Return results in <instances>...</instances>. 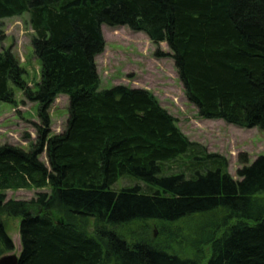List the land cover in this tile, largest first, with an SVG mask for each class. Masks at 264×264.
Segmentation results:
<instances>
[{
  "label": "trees",
  "instance_id": "16d2710c",
  "mask_svg": "<svg viewBox=\"0 0 264 264\" xmlns=\"http://www.w3.org/2000/svg\"><path fill=\"white\" fill-rule=\"evenodd\" d=\"M26 13L36 88L12 50H0V104L16 103L11 85L39 104L31 149L0 144V215L21 218L19 264H200L115 230L199 215L216 218L208 264H264V155L252 164L242 155L235 180L227 159L192 143L149 90H99L96 62L104 25L142 32L167 44L171 53L156 56L174 60L202 118L264 132V0H0V19ZM60 95L69 118L53 135ZM125 178L137 184L113 189ZM47 188L30 202L6 200L8 190ZM91 219L109 229L92 235ZM14 249L0 219V259Z\"/></svg>",
  "mask_w": 264,
  "mask_h": 264
},
{
  "label": "rangeland",
  "instance_id": "374dc122",
  "mask_svg": "<svg viewBox=\"0 0 264 264\" xmlns=\"http://www.w3.org/2000/svg\"><path fill=\"white\" fill-rule=\"evenodd\" d=\"M0 27L5 31L0 41V50L10 49L25 70V80L29 87L36 88L41 80V64L35 56L31 43L34 32L28 13L20 17L0 19ZM102 31L106 40L105 51L96 59L100 76L99 90L111 89L118 85L149 90L177 121L178 127L208 154H220L227 159L229 172L235 180H240L238 171L243 168L240 158L244 155L250 164L264 155V132L259 128H241L227 124L223 120H208L200 116L185 94L175 62L171 57L159 58L158 49L171 53L166 43L154 44L146 34L135 32L128 27L112 28L104 25ZM15 93V104H0V144L16 145L26 151L36 142V124H40L39 104L29 101L23 91L11 85ZM69 96L60 95L50 109L52 134L62 133L69 118ZM42 160L47 162L44 154ZM131 180V181H130ZM120 179L113 189L119 190L137 184L135 179ZM51 190H8L6 200H36L40 193L50 194ZM14 243L10 254L20 256L21 218L0 215ZM211 215L190 217L178 224L163 225L160 222L139 223L127 228L115 227L122 234L131 232V237L149 240L170 253L184 258L196 259L200 264H208L212 256L209 244ZM99 226L91 219L87 223L88 232L97 236ZM132 240V239H131Z\"/></svg>",
  "mask_w": 264,
  "mask_h": 264
},
{
  "label": "water",
  "instance_id": "95a60500",
  "mask_svg": "<svg viewBox=\"0 0 264 264\" xmlns=\"http://www.w3.org/2000/svg\"><path fill=\"white\" fill-rule=\"evenodd\" d=\"M19 256L9 254L0 259V264H19Z\"/></svg>",
  "mask_w": 264,
  "mask_h": 264
}]
</instances>
